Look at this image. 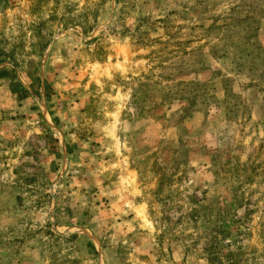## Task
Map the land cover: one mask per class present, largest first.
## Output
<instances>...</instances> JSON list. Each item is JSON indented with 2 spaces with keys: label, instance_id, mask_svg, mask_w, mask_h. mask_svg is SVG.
Returning a JSON list of instances; mask_svg holds the SVG:
<instances>
[{
  "label": "rangeland",
  "instance_id": "1",
  "mask_svg": "<svg viewBox=\"0 0 264 264\" xmlns=\"http://www.w3.org/2000/svg\"><path fill=\"white\" fill-rule=\"evenodd\" d=\"M0 264H264V0H0Z\"/></svg>",
  "mask_w": 264,
  "mask_h": 264
}]
</instances>
